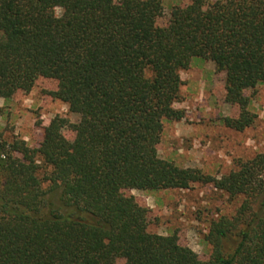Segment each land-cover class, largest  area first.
I'll use <instances>...</instances> for the list:
<instances>
[{
  "label": "trees",
  "instance_id": "trees-1",
  "mask_svg": "<svg viewBox=\"0 0 264 264\" xmlns=\"http://www.w3.org/2000/svg\"><path fill=\"white\" fill-rule=\"evenodd\" d=\"M163 16L162 0H0V100L47 78L80 116L56 117L36 149L0 132V264H264V155L214 178L157 149L161 121L185 117L174 105L194 58L225 73L233 127L254 125L244 90L264 82V0H193ZM196 175L243 198L213 225L208 261L149 232L148 210L123 194L189 189Z\"/></svg>",
  "mask_w": 264,
  "mask_h": 264
},
{
  "label": "rangeland",
  "instance_id": "rangeland-1",
  "mask_svg": "<svg viewBox=\"0 0 264 264\" xmlns=\"http://www.w3.org/2000/svg\"><path fill=\"white\" fill-rule=\"evenodd\" d=\"M192 1L162 0L164 16L159 25L168 23L173 8L185 7ZM180 76L181 98L174 107L184 111L185 117L178 122L161 121L163 132L157 149L162 160L178 169H192L204 176L221 178L236 170L240 161L264 155V82L244 90L249 98V110L257 115L256 122L251 127L235 129L233 121L239 118L240 109L226 102L224 72L212 61L194 58L190 68L181 71ZM57 90V81L40 78L31 92H17L7 101L1 99L0 132L4 138L25 141L36 149L43 141L44 129L56 117L66 119L69 124L78 123L80 116L51 94ZM62 132L69 141L74 140L75 133L69 125ZM123 194L134 197L148 210L149 232L176 235L180 245L191 248L203 261H208L215 250L210 240L213 225L223 218H233L243 202L242 197L232 198L199 180L197 175L189 189H128ZM223 248L224 252L232 251L227 241H223ZM115 264H125V260L118 259Z\"/></svg>",
  "mask_w": 264,
  "mask_h": 264
},
{
  "label": "clouds",
  "instance_id": "clouds-1",
  "mask_svg": "<svg viewBox=\"0 0 264 264\" xmlns=\"http://www.w3.org/2000/svg\"><path fill=\"white\" fill-rule=\"evenodd\" d=\"M57 11H59V9Z\"/></svg>",
  "mask_w": 264,
  "mask_h": 264
}]
</instances>
